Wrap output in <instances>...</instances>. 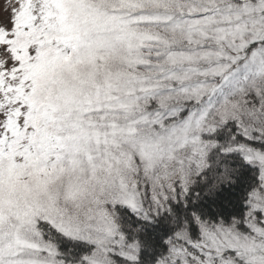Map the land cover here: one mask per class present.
I'll return each mask as SVG.
<instances>
[{
	"label": "snow or ice",
	"instance_id": "6c2138e0",
	"mask_svg": "<svg viewBox=\"0 0 264 264\" xmlns=\"http://www.w3.org/2000/svg\"><path fill=\"white\" fill-rule=\"evenodd\" d=\"M0 264H264V0H0Z\"/></svg>",
	"mask_w": 264,
	"mask_h": 264
}]
</instances>
